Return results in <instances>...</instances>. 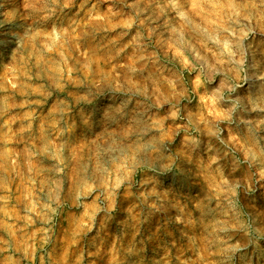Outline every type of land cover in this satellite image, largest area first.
<instances>
[{
	"label": "rangeland",
	"instance_id": "1",
	"mask_svg": "<svg viewBox=\"0 0 264 264\" xmlns=\"http://www.w3.org/2000/svg\"><path fill=\"white\" fill-rule=\"evenodd\" d=\"M0 4V264H264V0Z\"/></svg>",
	"mask_w": 264,
	"mask_h": 264
},
{
	"label": "bare ground",
	"instance_id": "2",
	"mask_svg": "<svg viewBox=\"0 0 264 264\" xmlns=\"http://www.w3.org/2000/svg\"><path fill=\"white\" fill-rule=\"evenodd\" d=\"M1 10H2V5L0 4V16H1ZM6 21L0 20V27H5V29H2L0 31V42H2L3 46H8L11 47L12 44L15 43V38L17 37V32L15 31L14 26H8Z\"/></svg>",
	"mask_w": 264,
	"mask_h": 264
}]
</instances>
